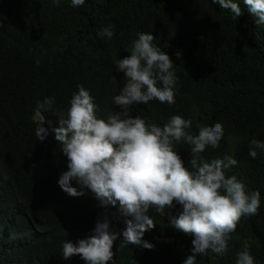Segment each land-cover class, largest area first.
I'll use <instances>...</instances> for the list:
<instances>
[{
	"label": "trees",
	"instance_id": "16d2710c",
	"mask_svg": "<svg viewBox=\"0 0 264 264\" xmlns=\"http://www.w3.org/2000/svg\"><path fill=\"white\" fill-rule=\"evenodd\" d=\"M242 15L233 18L214 0H0V264H85L80 257L63 258L62 245L88 238L102 214L109 213L112 230L125 225L117 208L100 206L90 189L71 197L58 184L68 159L55 138L58 116L67 117L74 93L83 86L98 106L97 116L122 111L113 98L126 84L115 61L127 51L137 33H151L153 43L172 59L177 76L175 103L158 100L130 106V114L163 126L173 115L192 120L188 131L222 123L218 148H206V160H237L226 176H237L249 191H259L257 215L242 217L230 234L224 254L209 251L197 264H236L243 243L251 245L255 264H264V151L249 156L253 139L264 142V24L250 13L244 0ZM115 25L111 40L98 35ZM179 54V55H178ZM53 97L45 119H36L38 103ZM49 128L43 142L36 129ZM186 167L191 146L174 145ZM182 206L149 215L156 224L143 240L148 250L116 241L110 264H183L191 254L193 237L171 225Z\"/></svg>",
	"mask_w": 264,
	"mask_h": 264
},
{
	"label": "clouds",
	"instance_id": "9594fccd",
	"mask_svg": "<svg viewBox=\"0 0 264 264\" xmlns=\"http://www.w3.org/2000/svg\"><path fill=\"white\" fill-rule=\"evenodd\" d=\"M214 2L231 9L234 19L242 15L239 4L233 0ZM52 3L59 7L60 0ZM84 3L85 0H71L72 7ZM244 3L258 17L257 23L264 24V0ZM114 28L115 25H109L98 35L111 40ZM137 37L127 50L130 55L115 61L127 81L113 98L122 111L109 114L107 119L98 118L94 98L81 85L72 96L67 117L58 116L59 127L52 129L68 159V170L61 174L59 187L71 197L85 195L72 186V181L80 189H90L101 207L117 208V213L111 215H118L125 225L122 232L113 231L109 213H103L88 238L75 244L63 243V258L78 256L85 264H110L121 236L119 248L135 245L152 250L154 245L143 240L144 234L156 226L149 210L163 215L166 209L180 205L182 212L171 217V225L193 237L191 254L183 264H197V257L209 251H227L230 234L237 230L242 217L258 214L261 194L258 190L249 191L237 176H226V170L238 163L231 155L210 161L202 157L209 146L219 147L224 137L222 123L200 127L198 134L193 135L188 131L192 120L180 115H173L159 126L130 114V106L148 104L154 99L174 104L178 79L171 57L153 43L156 37L144 32L137 33ZM53 102L54 98L48 97L38 103L35 117L45 119L42 113ZM35 134L43 142L49 128L39 126ZM180 142L191 146L190 167L174 150ZM257 150L264 151V142L253 139L249 156L255 159ZM250 248L245 241L237 253L236 264H255Z\"/></svg>",
	"mask_w": 264,
	"mask_h": 264
},
{
	"label": "rangeland",
	"instance_id": "374dc122",
	"mask_svg": "<svg viewBox=\"0 0 264 264\" xmlns=\"http://www.w3.org/2000/svg\"><path fill=\"white\" fill-rule=\"evenodd\" d=\"M36 118V117H35ZM36 119H41V118H36Z\"/></svg>",
	"mask_w": 264,
	"mask_h": 264
}]
</instances>
